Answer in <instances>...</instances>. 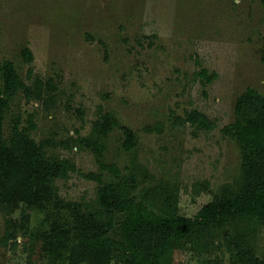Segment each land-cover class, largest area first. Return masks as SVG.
I'll return each mask as SVG.
<instances>
[{"label": "rangeland", "instance_id": "1", "mask_svg": "<svg viewBox=\"0 0 264 264\" xmlns=\"http://www.w3.org/2000/svg\"><path fill=\"white\" fill-rule=\"evenodd\" d=\"M26 47L35 57L34 74L54 79L59 90L47 105L18 95L6 115L5 136L18 118L27 127L34 116L30 134L47 142V156L77 166L55 180L63 201L97 209L99 185L84 175L112 180L81 142L100 106L138 137L128 152L122 131H112L106 163L125 170L135 157L154 177L148 185L177 187L181 215L194 218L223 184L240 180L241 151L223 130L235 122L237 98L247 88L264 94L261 0H0V66L14 61L29 83V65L21 56ZM204 68L219 76L207 86L196 78ZM193 109L207 114L216 128L199 131L176 120ZM150 127L163 131L149 132ZM32 199L31 191L17 188L11 212H0V264H72L68 252L58 255L45 240L54 220L70 229L72 215L39 210ZM115 217L111 236L120 239L124 216ZM222 230L244 233L264 258V219L237 217ZM171 256L173 264H231L222 240L203 253L187 246Z\"/></svg>", "mask_w": 264, "mask_h": 264}, {"label": "trees", "instance_id": "2", "mask_svg": "<svg viewBox=\"0 0 264 264\" xmlns=\"http://www.w3.org/2000/svg\"><path fill=\"white\" fill-rule=\"evenodd\" d=\"M261 3L264 8V0ZM21 56L29 65V83L23 80L14 61L6 60L0 66V212H11L17 188H23L33 193V205L39 210L52 208L70 213L71 228H61L54 220L45 240L58 255L68 252L67 259L72 264H112L115 260L123 264H173L171 255L175 249L190 246L195 252L203 253L217 240L224 241L231 264H264V258L255 254L244 233L221 231L237 217L264 219L263 93L247 88L237 98L235 122L223 130L232 136L241 151L240 180L223 184L213 200L194 218L180 214L177 187L147 184L154 177L135 157L125 170L106 163V142L112 131H122V146L128 152L136 148L138 137L130 127L122 125L113 112L100 106L90 134L82 137L81 142L94 153L100 168L108 171L112 180L106 181L100 173L84 175L99 185V206L93 209L86 203L65 202L58 195L55 180L69 177L77 171V166L69 159L47 156V142L38 143L30 134L36 127L33 115H29L27 127L21 126L18 118L11 136H5L6 115L18 95L22 94L26 103L41 101L47 105L55 102L53 94L59 90L54 79L45 80L34 74L30 65L35 57L30 48H24ZM261 61L264 63V48ZM218 77L205 68L196 73L204 86ZM185 114V118L176 120L189 123L199 131L216 128L215 121L197 109ZM147 130L162 132L163 128ZM118 214L124 218L120 239H115L111 232Z\"/></svg>", "mask_w": 264, "mask_h": 264}]
</instances>
